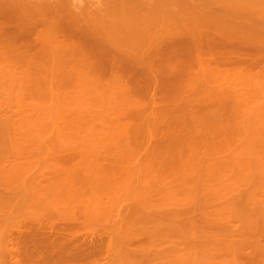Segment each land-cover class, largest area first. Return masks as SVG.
<instances>
[{"label":"rangeland","instance_id":"374dc122","mask_svg":"<svg viewBox=\"0 0 264 264\" xmlns=\"http://www.w3.org/2000/svg\"><path fill=\"white\" fill-rule=\"evenodd\" d=\"M180 11L181 8H170L168 13L172 16H180ZM169 29L170 33L162 34L161 37H146L141 33L126 36V33L120 31L121 33L108 34L111 35L110 37L106 35H82L84 36L82 37L76 34L79 37L71 38L70 36L75 34L73 33L69 39L67 38L72 40H70L71 44L67 42V45H70L67 47L69 50L59 55H52L55 60L62 61L61 65L58 61L59 65L50 67L53 69L42 67L43 62H41L42 66L38 64L37 67L25 64L9 65L10 68L0 67V115L6 116L15 123L12 133L0 136V163H114L117 165L120 163L124 166H134L130 163L151 165L154 163L150 167L157 165L156 168L159 170L153 168L154 170L151 171L157 173L151 175L154 174L159 178L163 176L161 183L169 180L174 182L173 177L180 176L179 173L182 172L180 177H187L188 180V184L184 186L188 194L183 192L184 188L179 185H175L174 192L176 191L177 196L180 195V197L176 196L177 202L183 201L185 204L182 203L188 206H191L188 203H193V209L187 210L190 214L184 212L187 205L186 207L183 205L182 208L185 209L181 208L184 210L183 214L180 211L181 214L177 213L179 210H176L177 208H173L175 211L173 214V209L170 212L172 204L166 202V206L161 207V218L159 214L156 216L159 220L155 215L152 218L156 219L154 222L158 221L157 224L160 222L163 226L162 234L165 233V240L169 238L175 242L176 239L177 248H180L176 250L178 253H171L170 248L164 247V259L173 262L179 255L177 259L186 257L188 260H194L185 264H204V262L207 264L206 260L211 251L206 248L208 238L216 241L219 238L217 242L223 244L232 243L233 240L235 244L240 240L239 243L244 241L246 246L248 241L246 239L253 236L255 239L252 240L258 242L249 239L250 248L256 246V243L260 246L264 245V236L258 233L262 230L260 224L264 222V217L260 216V218L258 214L249 215L251 223H256L246 227L249 229L251 227L252 230L253 227L255 230L261 229L256 231L258 234L254 232L255 230L250 232H253L252 235H249L247 230L244 231L246 234H240L245 228L243 217L245 211L240 209L242 202L240 199L235 202L236 204L233 201L235 208L225 209V217L229 221L226 226H221L219 219L214 216L209 215L210 219L207 218V212L203 210L206 214L204 215L202 208L200 210L197 204L198 201L202 202L200 198H204L207 194L204 188L208 184L206 181L212 182V188H221L222 194H219V200H216L211 208L214 212L220 211L224 204L229 205L237 192L243 199L256 180L253 178L255 182L252 180L251 186L249 183L240 186L238 182L236 186L234 181L244 177L243 175L248 179L252 178L260 173L259 168L264 166V130H262L264 80L259 75L261 63H256L264 53H258L249 47L238 50L236 47L216 42L210 45L211 51L205 50L198 56L184 42L183 31L178 26H170ZM217 34L212 33L214 36ZM204 35L206 37L203 40L210 43L211 35ZM74 47L79 50H74ZM31 51L34 50L29 52ZM211 52L212 56L208 57ZM19 56H9V58L19 59ZM46 57L49 55L38 58ZM201 57L208 60L214 58H211L208 64L211 71H205V74L198 69L197 61ZM218 87L224 90H217ZM18 93L25 104L36 101L38 105L42 103L43 107H47L46 109L55 104L56 108L52 105L50 112L53 109L55 111L48 116L59 118L57 125H52L49 119L44 118L32 121L23 129L19 128L18 120L21 118V113L7 106L11 102L10 99H13L11 96ZM56 99L60 105L57 104ZM37 135L42 136L45 143L50 145V149H59V157L65 155L67 159L59 158L55 161L50 157L38 155L40 146L36 139ZM16 148L21 150L18 156L12 153ZM69 149L75 150L72 151L74 156L80 151L79 149L90 150L93 160H85L86 158L83 157L86 154L85 150L78 152L82 154L84 152L82 158L80 154L70 157L71 154H66ZM94 152L96 154H93ZM87 157L90 159L89 156ZM187 165L189 167H186ZM184 168H187L185 173L189 172L193 179H188L189 173L184 176ZM205 176L206 178L213 176V178L204 181ZM197 180H201L203 185L198 186ZM230 182L234 183L235 191L233 185H229ZM223 186L228 188L224 190ZM190 187L192 189L189 193ZM229 187L231 191L227 193ZM222 190L226 191V194ZM110 194L113 196V193ZM263 194L264 192L259 193L258 196L262 197ZM237 204L239 208H236ZM201 206L203 207V202ZM144 213L142 217L145 218L149 213ZM149 217L145 218L146 221L152 220L150 223L154 225L153 219ZM140 218L136 221H142L140 223H144L146 225L144 227H149V230L155 231L153 228L159 226L155 223L156 227H152L153 225L145 222L144 218L142 220ZM206 218L210 220V224ZM175 229L176 233H171ZM243 234L247 237L244 238L245 240L242 238ZM183 242L189 243V246L184 247ZM166 243L168 244L169 241ZM247 248L249 250V247ZM244 249H238L244 252L241 254L238 251L240 256L243 257V254L250 256L248 253L251 250L245 253ZM216 250L217 253L213 251L211 258L218 264L232 260L233 256L231 257L230 254L234 255L233 253L237 252L232 250V253H229L227 248L221 251L216 248ZM236 254L237 256L233 258H239L238 253ZM244 259H246L245 255L241 262L246 264L247 261ZM234 260L236 261V258Z\"/></svg>","mask_w":264,"mask_h":264},{"label":"bare ground","instance_id":"6f19581e","mask_svg":"<svg viewBox=\"0 0 264 264\" xmlns=\"http://www.w3.org/2000/svg\"><path fill=\"white\" fill-rule=\"evenodd\" d=\"M170 8H181L180 16L170 15L168 13ZM170 26H178L183 31L184 42L198 56L203 51L210 50V45H214L216 42L225 43V45L236 47L238 50L249 47L258 53H264V0H101L99 7L95 6L94 0H89L79 12L73 10L71 0H0V67L10 68L9 65L13 64L35 65L37 67L36 65L39 64V66L43 65L42 67H47L49 70L53 69L50 67L57 66L59 63L62 64V61L55 60L54 56L69 50L67 47L70 45H67V42H70L71 39H68L73 33L75 34L70 36L71 38L79 37V35H106L110 37L111 35L108 34L120 31L126 33V36L141 33L146 37H161L162 34L170 33ZM214 32L218 34L212 35ZM204 34L211 35L209 37L210 43L203 40L206 37ZM238 45L242 46L237 47ZM30 50L34 51L30 53ZM74 50H79V48L74 47ZM211 54L212 52L208 57L212 56ZM47 55L49 57L38 58ZM9 56H19V59H10ZM211 58H209L210 61ZM201 59H196L199 63V71L204 74L205 71H211L210 65H208L210 61L207 58L201 57ZM41 62H43L42 65ZM256 63H261L259 75L264 80V56L258 58ZM217 90L223 91L224 89L218 87ZM11 97L13 99H10L11 102L9 101L10 104L7 106L9 109L12 107L11 109L21 113V118L18 120L19 128L23 129L32 121H39L44 118L49 119L52 125H57L59 118L48 116L55 111L53 109L50 112L54 102L51 103V108L46 109L47 107H43L42 103L40 104L42 106L38 105L39 103L36 101L29 104L23 103L19 93ZM58 102L57 104L60 103ZM7 111L9 110L7 109ZM14 124L13 120L0 115V136L12 133ZM262 130H264V126ZM41 137L40 135L36 136L40 146L38 155L50 157L55 161H58L59 158L67 159L65 155L59 157V149H50V145L46 144ZM13 150L14 156L21 154L20 149ZM84 150L86 151V154L83 152L85 160L92 161V151ZM72 151L69 149L66 154H71L70 157L83 155L77 151L74 156ZM130 164L134 166H124L120 163L118 165L114 163H0V264L192 263L194 260H188L186 257L177 259L179 255H176L178 253L176 250L179 247L177 248L176 239L175 242L169 238L165 240V233L162 234L163 226L160 222L157 224L158 221L154 222L156 219L152 218L154 215L156 217L157 214L160 216L162 205L166 206V202L173 206L170 207L167 204L171 208H169L170 212L173 208H177L176 210L179 209L177 213L181 214L180 212H182L183 214L184 210L182 209H185L187 204L184 205L183 201H176L180 195L177 196L174 190H176L175 185L184 188L188 184L187 177H180L181 172L179 173L180 176L177 175L180 178L173 177L174 182H169V180L166 183H161L163 176L159 178L154 175L157 172L151 171L154 170L153 168L155 170L158 168L157 165V168L156 166L150 167L154 163L152 165L150 163ZM259 169L263 171L259 170L260 173L254 177L251 175L252 178L248 179L247 176L243 175L244 177L234 181L236 182L235 185L238 182L240 186L241 184L244 186L248 183L250 186L254 184L250 190L247 188L249 186L246 187L247 191L249 190L246 191L247 196L242 199L236 191L235 197L231 199L232 202L229 205L226 204L228 207L224 204L225 207L223 206L217 212L211 208L216 200H219L221 188H212V182L206 181L211 177L206 178L205 176L204 181L208 184L204 188L207 194L204 195V198H200L203 200V207H200L202 202L198 201V208L207 212L206 215L203 211L207 218L209 215L214 216L219 219L221 226H226L229 221L225 217V209L235 208L234 203L240 199L242 201L241 204L239 203L240 209H244L245 213H243L247 216L243 215L245 228L243 227V230L241 228L243 232L240 234L255 230V227L253 230L251 227L250 229L246 227L256 223H251L249 217L257 214L258 217H264V194L261 195L262 197L258 196L259 193L264 192V166L262 165ZM185 170L187 168H184V176H190V173H185ZM152 173H154L155 178L151 175ZM190 178L193 179L191 176L188 179ZM229 178L231 180V177ZM253 178H255L256 183H253ZM194 179L195 183L196 178L194 177ZM191 180H189L190 183ZM200 181H198V186L203 185ZM251 181L253 184L250 183ZM229 185H233V191L236 190L234 183L230 182ZM182 188L179 189L182 190ZM227 188L224 187V190ZM191 189L190 187L187 191L190 193ZM228 190L227 193L231 191L230 187ZM183 192H186L185 188ZM110 193H113V196ZM223 193L226 194V191ZM179 200L181 199L179 198ZM190 203L188 204L191 206L187 205L185 213L190 214L187 210L193 209V203ZM239 204L236 208H239ZM183 205L184 208H182ZM143 211L149 213L146 217L150 216L149 218L153 219L154 225L150 223L152 220H148L149 224L153 225L152 227L159 225L157 228H153L155 231L149 230V227L145 228V224L140 223L142 221H138L139 223L136 221L142 217ZM173 211L174 214L175 211ZM250 214L254 215L249 216ZM145 215L144 213L143 216ZM188 217L190 218V216ZM156 218L159 220V217ZM144 221L147 222L146 219ZM208 222L206 224H210V220ZM263 224L264 222L260 224L263 232L261 229H256L261 230L258 233L264 236ZM257 230L254 231L256 234H258ZM149 231L151 232L150 235ZM175 231L176 229L171 233L174 234ZM252 234L253 232L249 235ZM242 238L247 237L243 234ZM252 238L246 240L257 241H253ZM167 240L169 241L168 244L166 243ZM217 241L207 239L206 248L211 250L207 257L208 260H206L207 264H218L211 258L213 251L217 253L216 248H219L220 251L227 248L229 253H232V250L237 251L238 257L242 259L245 255L246 264H264V245L260 246L256 243V246L250 248L248 241H246L248 246H245L244 241L239 243L240 240L235 244L233 243L234 240L232 243L226 244ZM185 242H183L184 247H188L189 243L185 244ZM164 247L170 248L171 253L176 252L175 257H177L173 262L164 259ZM247 247L252 252L247 250ZM238 249H244L245 253L249 251L248 255L250 254V256L243 254L241 257L240 253L242 254L243 251ZM236 253L230 254L231 257L237 256ZM233 257L232 260L220 263L235 264L234 262L237 261L239 264H245V262H241L242 259L237 257H235L236 261H233L235 259Z\"/></svg>","mask_w":264,"mask_h":264},{"label":"clouds","instance_id":"9594fccd","mask_svg":"<svg viewBox=\"0 0 264 264\" xmlns=\"http://www.w3.org/2000/svg\"><path fill=\"white\" fill-rule=\"evenodd\" d=\"M88 2L89 0H71L73 10L76 12L83 9ZM94 4L96 7L101 6V0H94Z\"/></svg>","mask_w":264,"mask_h":264}]
</instances>
